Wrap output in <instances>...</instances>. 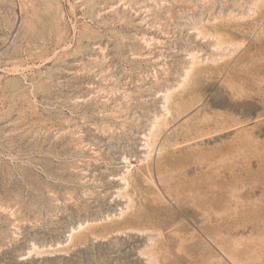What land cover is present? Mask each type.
<instances>
[{"label":"rangeland","instance_id":"1","mask_svg":"<svg viewBox=\"0 0 264 264\" xmlns=\"http://www.w3.org/2000/svg\"><path fill=\"white\" fill-rule=\"evenodd\" d=\"M0 264H264V0H0Z\"/></svg>","mask_w":264,"mask_h":264}]
</instances>
